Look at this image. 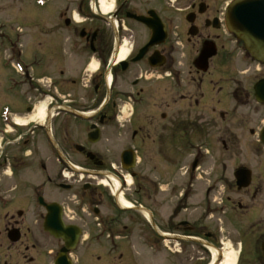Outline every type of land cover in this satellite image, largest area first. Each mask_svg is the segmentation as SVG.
<instances>
[{
	"label": "flooded vegetation",
	"instance_id": "af4514ba",
	"mask_svg": "<svg viewBox=\"0 0 264 264\" xmlns=\"http://www.w3.org/2000/svg\"><path fill=\"white\" fill-rule=\"evenodd\" d=\"M230 2L45 0L31 37L0 41V264H264V219L242 223L264 169L229 173L228 125L215 185L197 179L235 116L211 87L244 51ZM262 71H234L236 107L264 108Z\"/></svg>",
	"mask_w": 264,
	"mask_h": 264
},
{
	"label": "rangeland",
	"instance_id": "374dc122",
	"mask_svg": "<svg viewBox=\"0 0 264 264\" xmlns=\"http://www.w3.org/2000/svg\"><path fill=\"white\" fill-rule=\"evenodd\" d=\"M44 14L45 7H42L38 0H0V34L2 36L11 37V39H27L33 35V31L35 30L34 23L44 20ZM237 53L238 55H235L228 64L229 71L227 73H214L211 77L213 79L211 87L214 91L221 86L223 87L224 96H227L224 99L226 101L225 108L228 107L229 110L233 109L235 112V116H233L232 113V116L230 115L228 120L224 123H221L219 117L216 122L213 123V138L215 141L221 135L220 128L225 125L229 126L230 132L232 131L237 135V140L232 141L229 145L228 156L231 159V161L227 163L228 169L230 170L229 173L232 172L236 166L241 165L257 171L262 170L261 167L264 169V145L260 142L258 136H251L249 133L250 128L262 127L264 125V108L236 107V103L229 97L230 94L227 95V93L233 92L235 88V83L232 81L233 78H238L235 75L237 72L234 71L249 70V74L255 75L261 74L260 71H264V66L256 64L243 50H238ZM253 77L254 76H252L251 79ZM246 79L249 78L245 77L244 80ZM215 141L213 144L214 150L211 151L212 157L205 155L200 161L202 167L197 171V179L199 181L208 183L215 175H220L219 170L222 165L220 159L218 160L216 156H220L219 154H221L223 148L220 143ZM202 149L204 150L206 148L203 146ZM183 162L184 158L181 159L180 164L183 165ZM213 165L216 166L214 172L212 171ZM211 173H213V176L210 175ZM208 176L212 177L207 178ZM229 176H231V174ZM213 181V185H215L216 181L214 178ZM231 191L233 190H230V192ZM232 215V211L227 210V212L222 215V218L231 221ZM260 219H264V190L260 195L259 202L253 206L249 214L242 219V223L244 227H247L254 221Z\"/></svg>",
	"mask_w": 264,
	"mask_h": 264
},
{
	"label": "water",
	"instance_id": "95a60500",
	"mask_svg": "<svg viewBox=\"0 0 264 264\" xmlns=\"http://www.w3.org/2000/svg\"><path fill=\"white\" fill-rule=\"evenodd\" d=\"M228 13L230 29L244 42L249 53L264 63V0H236ZM255 91L257 100L264 103V80L255 85ZM262 140L264 142V129ZM237 178L240 186H248L250 171L240 169ZM53 233L60 235L56 231Z\"/></svg>",
	"mask_w": 264,
	"mask_h": 264
},
{
	"label": "bare ground",
	"instance_id": "6f19581e",
	"mask_svg": "<svg viewBox=\"0 0 264 264\" xmlns=\"http://www.w3.org/2000/svg\"><path fill=\"white\" fill-rule=\"evenodd\" d=\"M102 9L105 13H108L112 10V6H109L107 3H104L102 1ZM40 116H44V111L43 109H40ZM223 264H236V255L234 253H229L226 256V260L224 261Z\"/></svg>",
	"mask_w": 264,
	"mask_h": 264
}]
</instances>
